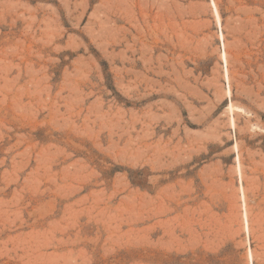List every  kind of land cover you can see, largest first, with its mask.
Here are the masks:
<instances>
[{
    "label": "rangeland",
    "instance_id": "1",
    "mask_svg": "<svg viewBox=\"0 0 264 264\" xmlns=\"http://www.w3.org/2000/svg\"><path fill=\"white\" fill-rule=\"evenodd\" d=\"M213 2L0 0V264H264V0Z\"/></svg>",
    "mask_w": 264,
    "mask_h": 264
},
{
    "label": "bare ground",
    "instance_id": "2",
    "mask_svg": "<svg viewBox=\"0 0 264 264\" xmlns=\"http://www.w3.org/2000/svg\"><path fill=\"white\" fill-rule=\"evenodd\" d=\"M211 4H212V7H213V10H214V12H215V16H216V19H217V21H218V23H219V27H220V19H219V15H218V11H217V9H216V6H215V4H214V2H213V0H211ZM220 40H221V45H222V48L224 49V44H223V36H222V33H221V31H220ZM222 61H223V65H224V68H225V77H226V81H227V68H226V63H227V61H226V53L224 52V51H222ZM233 125V124H232ZM236 162H237V166H238V171L240 172V165H239V161H238V157L236 156ZM242 192V191H241ZM243 193H242V196H241V198L243 199ZM244 200V199H243ZM245 205V204H244ZM244 221H245V226H246V228L245 229H247V226H248V221H247V216H246V212H245V210H244ZM247 233V232H246ZM250 253V252H249ZM250 255V264H252V258H251V254H249Z\"/></svg>",
    "mask_w": 264,
    "mask_h": 264
}]
</instances>
